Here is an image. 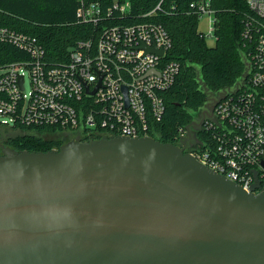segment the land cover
<instances>
[{
	"label": "water",
	"instance_id": "obj_1",
	"mask_svg": "<svg viewBox=\"0 0 264 264\" xmlns=\"http://www.w3.org/2000/svg\"><path fill=\"white\" fill-rule=\"evenodd\" d=\"M191 125L179 146L123 136L46 152L0 144V264H264L258 179L245 192L201 165L186 152Z\"/></svg>",
	"mask_w": 264,
	"mask_h": 264
},
{
	"label": "built area",
	"instance_id": "obj_2",
	"mask_svg": "<svg viewBox=\"0 0 264 264\" xmlns=\"http://www.w3.org/2000/svg\"><path fill=\"white\" fill-rule=\"evenodd\" d=\"M78 2V21L99 30L94 39L76 42L66 62L48 64L36 38L0 27L1 43L28 54L27 60L0 68V126L48 127L54 129L51 134H77L79 141L102 136L156 139L155 125L165 110L163 93L173 86L180 70L177 62L166 60L172 48L168 33L151 21L108 24L111 18L130 14L129 1L106 7ZM211 2L194 0L189 9L199 20L207 17V36L214 37ZM244 2L240 44L246 77L218 101L202 125L204 139L188 153L245 192L258 179L260 188L252 191L264 194V0ZM161 3L140 18L162 11ZM186 135V129H180L175 145Z\"/></svg>",
	"mask_w": 264,
	"mask_h": 264
},
{
	"label": "trees",
	"instance_id": "obj_3",
	"mask_svg": "<svg viewBox=\"0 0 264 264\" xmlns=\"http://www.w3.org/2000/svg\"><path fill=\"white\" fill-rule=\"evenodd\" d=\"M88 1L99 2L104 7L114 2ZM127 1L130 14L122 19L111 18L108 24L151 21L160 24L171 39L172 48L166 60L177 62L180 70L173 86L163 93L165 110L161 121L155 125L154 137L162 143L175 144L178 131L185 129L193 114L206 103L205 88L213 94L233 88L244 74L246 59L241 50L240 33L247 5L244 0H212L215 43L209 47L198 32L199 17L189 9L194 0H162V11L147 19L140 17L153 10L160 0ZM78 7V0H0V27L36 38L47 63L55 65L67 61L76 42L94 39L98 33V27L78 21ZM27 59L25 51L0 42V68ZM0 128L13 133L4 139L3 145L17 151L46 152L64 144L62 140L42 137L54 132L53 128Z\"/></svg>",
	"mask_w": 264,
	"mask_h": 264
},
{
	"label": "flooded vegetation",
	"instance_id": "obj_4",
	"mask_svg": "<svg viewBox=\"0 0 264 264\" xmlns=\"http://www.w3.org/2000/svg\"><path fill=\"white\" fill-rule=\"evenodd\" d=\"M219 93V92H218ZM218 98V94L211 96H207V101L204 104L202 108H200L196 113L193 114L192 118V125L190 126V138L186 142V151H190L192 149H195L202 137V125L204 121L207 118V114L209 110L212 109L213 103L216 101ZM214 110V108H213ZM62 140L64 143H67L69 141H79L80 138L77 134H73L70 132H67L62 135ZM4 143V139H0V144Z\"/></svg>",
	"mask_w": 264,
	"mask_h": 264
},
{
	"label": "rangeland",
	"instance_id": "obj_5",
	"mask_svg": "<svg viewBox=\"0 0 264 264\" xmlns=\"http://www.w3.org/2000/svg\"><path fill=\"white\" fill-rule=\"evenodd\" d=\"M114 1H117V0H114ZM127 1V0H125ZM207 31H208V27H207V17H202L200 20H199V24H198V32L202 33L204 36H205V40H206V43L209 47H212L215 43V39L213 36H207ZM1 73V71H0ZM236 85V84H235ZM234 85V86H235ZM25 91L28 92L29 91V86H28V83H26L25 85ZM217 94V93H214V95ZM3 119L0 118V121H2ZM11 134H13L9 129L6 130V129H3V128H0V139H6L8 136H10ZM43 138L45 139H55V140H62V135L60 134H44L42 135ZM63 141V140H62Z\"/></svg>",
	"mask_w": 264,
	"mask_h": 264
}]
</instances>
